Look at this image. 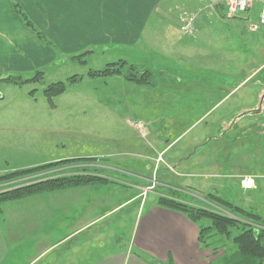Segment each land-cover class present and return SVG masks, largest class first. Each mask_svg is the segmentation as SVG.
Masks as SVG:
<instances>
[{
  "label": "crops",
  "instance_id": "obj_1",
  "mask_svg": "<svg viewBox=\"0 0 264 264\" xmlns=\"http://www.w3.org/2000/svg\"><path fill=\"white\" fill-rule=\"evenodd\" d=\"M163 1L88 0L84 8L72 11L45 7L41 4L34 6V3L30 6L32 12L30 15L34 22L58 45L63 55H70V52L75 51L81 58L83 56L85 58L94 55L93 47L103 46L107 48L101 52L108 57L107 64L124 62L123 69L132 67L134 73L144 71L149 73L147 85L129 81L121 75L105 77L111 80L110 84L117 86L111 87L110 90L94 88L88 91L94 98L92 103L80 98L84 94L81 91H72L77 97L70 104H62L59 107L62 111L61 120L50 119L52 126L50 130L44 132L47 137L42 141V149L38 152L44 155L40 165L59 162L62 159L84 160L103 155L122 156L119 154L120 151L131 154L133 153L131 147L134 148L136 145L139 148L141 138L134 130L138 131L136 126L140 124H128L132 129L120 137L115 131L102 134L101 129L107 127L102 123L103 119L108 118L103 116L101 121L99 119L84 121L79 115L85 113L87 109H99L100 112L106 109L110 119L117 122L118 117L131 115L135 121L145 118L149 120V124H153L155 121L160 122L161 119L166 122L172 113L181 111V107L175 103L179 100L180 105L183 104L182 96L187 94L185 92H189L190 95L196 92L199 101L205 106H210V110L220 103L221 105L226 103L244 87H251L250 91L253 92L258 90L261 99L264 83L260 78L264 71V62L252 66L253 54L244 63L225 58L224 54L216 60L204 58L205 56L195 58L193 55L187 56V53L186 56L183 55L182 48H194L199 42H204L201 34L211 32L214 28L222 26L220 23L223 20L227 21L224 17L225 7L209 6L206 0L195 2L191 0L188 6L197 5L195 9L200 8L195 24L197 36L176 39L172 33L175 34L178 29L173 28L164 18L169 11L164 7L159 8ZM57 2L62 0L48 1L50 5ZM184 10L190 11L188 8ZM178 14L173 18L177 27ZM231 20L242 21V29L248 34H257L259 31L264 34V27L254 31L250 28L247 15H240ZM14 28L17 29V36H11L0 27V49L8 53V57H0V79L19 77L28 80L38 72L44 75L42 67L56 60L54 51L39 43L37 37L22 28L18 21ZM205 44L215 48L213 39H206ZM215 44L216 48L224 49L231 43L221 40ZM237 44L239 45L238 42ZM246 46L242 45L243 48ZM224 52L230 53L229 50ZM78 61L82 62L81 59ZM182 64L193 72L188 75L182 74L180 71ZM218 66H221V69L223 66H226V69L246 67L248 72L240 75L227 72L225 77L220 75V81H215L208 74L197 72L202 70H207L204 71L206 73L212 72L211 70ZM169 68L174 71V74H171L173 89L159 90V87L165 84L159 76L163 77L165 69ZM29 73L33 76L23 78ZM96 78L101 77L92 79ZM186 78L194 81V84L188 87L189 91L181 88ZM68 87L62 95L55 98L69 91ZM215 90L225 96L214 104ZM167 92H173L174 97V104L169 108L166 107ZM52 104H48L50 107L47 108H52L54 118L53 110L57 108L54 103ZM151 108L153 112L159 113L157 118L148 114ZM111 123L113 122H109ZM38 140L34 137L26 139L22 137L21 142L24 146H30ZM202 146V142L199 144L197 140L194 141V151L189 156V159L193 160L191 166L197 171V176L205 175L209 178L217 176L204 174L212 167L208 158L204 156L201 160L195 159L196 149ZM61 149L65 151V156H61L59 152ZM127 173L135 175L133 171ZM255 177L252 189L258 185L256 183L258 176ZM206 183L208 184L207 181ZM134 185L132 182L113 179L106 183L89 184L55 194L40 195L19 203L18 207L17 203L8 207L0 213V264H29L33 261L40 263L44 259L47 260L46 264H210L213 257L209 251L199 246L197 226L182 214L160 207L157 203L158 198L149 206L146 205V200L140 201L134 214H130L129 220L127 218L116 221L117 223L106 220L112 218L113 214L122 208L138 202L134 197H139L141 189ZM209 185L211 187L208 192L217 196L216 189L212 188L210 183ZM147 196L148 194L145 197ZM118 198L123 200H117ZM195 198L196 201H201L200 195H196ZM21 254L29 256L22 262ZM51 256L53 258L49 259Z\"/></svg>",
  "mask_w": 264,
  "mask_h": 264
},
{
  "label": "rangeland",
  "instance_id": "obj_2",
  "mask_svg": "<svg viewBox=\"0 0 264 264\" xmlns=\"http://www.w3.org/2000/svg\"><path fill=\"white\" fill-rule=\"evenodd\" d=\"M48 1L0 0V27H3L11 36H17V29L14 26L18 21L22 28L35 35L39 43L49 47L56 55V60L53 63L51 62L42 67L44 75L40 82L28 83L22 86L13 84L0 85V177L14 172L40 168L19 177L0 181V194L72 176L95 178L96 180L92 184L106 183L113 179L128 183L132 182L135 184L134 186L141 189L138 193L139 197H134L138 202L122 208L121 211L113 214L112 218L106 220L114 223L127 218L129 220L130 214H134L140 201L144 202L146 200V205L149 206L153 200L159 197L174 200L188 207L211 210L231 219L235 226L231 230L232 234L224 238L215 253L207 251L213 257L212 262L221 259L225 255H231L235 250L234 237L246 227H261V221H264V102L258 115H242L249 111L258 110L260 102L258 90L253 92L250 91L251 87H244L226 103L223 105L220 103L219 106H215L212 110H210V106H205L199 101L196 92L193 95L185 92L190 96L187 94L182 96L183 104L180 105L179 100L175 103V105L181 107V111L172 113L166 122L161 119L160 122L155 121L153 124H149V120L145 118L142 119L143 121H135L131 115L120 116L117 122L110 119V114L107 115L106 109H102L101 112L99 109H87L85 113L79 115L84 121L96 119L101 121L103 116L108 118L107 120L103 119L102 123L106 124L107 127L101 129L102 134L108 131L114 133L115 131V134L120 137L126 133L128 134L129 130L132 129L130 126L128 127V124H140L143 129L134 130L141 138L139 148L136 145L134 148L131 147L133 151L131 154L130 152L125 153V151H122V153L120 151L119 154L124 157L103 155L84 160L62 159L59 162L40 165L43 162L42 160H44L42 159L44 155L38 152L42 149V141L47 137L44 132L50 130L52 126L50 119L52 121L61 120L62 111L59 107L62 104H70L77 97L76 93H72V91H81L84 94L80 98H84L87 103H92L94 98L90 96L88 91L94 88L110 90L111 87L116 88L117 86L110 84L111 80L109 78L92 79L88 76L90 71L101 70L109 62L106 54L101 53L107 49L106 47H93L94 55L86 56L85 58L84 56L81 58L79 53L75 51L70 52V55H63L58 45L47 37L30 15V6L33 3L34 6L41 4L45 7L63 8L65 11H72L84 8L85 2L87 3L88 0H62V2H57L54 5H50ZM190 2L191 0H164L162 2L163 5L159 8L164 7L169 11V14L164 16V18L169 21L173 28L178 29L173 22V18L177 16L179 11L188 8L190 12L199 14L198 10L200 8L195 9L197 5L188 6ZM26 21H29L31 26H28ZM220 25L222 26L214 28L211 32L201 34L204 42H199L196 45L197 47L182 48L183 55L186 56L185 53H187V56L193 55L195 58L205 56L204 58L208 57L216 60L224 54L225 58L228 57L235 62L244 63L253 54L252 66L264 62V34H261V31L252 35L246 31L244 32L242 29L243 24L240 20L227 19V21L223 20ZM155 30L157 29L155 28ZM195 33L194 36H197ZM154 34L163 36L159 33ZM175 34L172 33L176 39L189 38L179 31H175ZM206 39H213L215 48L207 46L205 44ZM221 40L230 42V46L224 47V49L216 48L217 45L215 43ZM242 45L247 46L243 48ZM226 50H229L230 53L226 54L224 52ZM0 57H8V53L0 49ZM78 59L84 62H79ZM165 65L169 66L170 64ZM128 69L129 67L124 68L123 72L127 73ZM180 71L184 75L193 72L184 64L181 65ZM204 71L207 70L197 72L208 74L215 81H220V75L225 77L227 72L238 75L246 74L248 68L237 69L236 67H231L226 69V66H223L221 69V66H218L211 70L212 72L208 71L206 73ZM171 74H174V71L169 68L165 69L163 77L159 76V79L165 81V84L160 86L159 90L173 89ZM32 76V73H29L24 75L23 78ZM72 76L80 77V80L75 84L69 85L68 89L70 90L63 96L52 99L51 103L44 97L43 90L46 86L55 82H66ZM260 79L264 83V71ZM105 82L106 85H104ZM193 84L194 81L191 82L186 78L183 80L181 88H186L189 91L188 87ZM263 93L264 89L261 97ZM224 96L223 93L215 90L213 96L214 104ZM165 99L167 100L166 107H172L174 104L173 92H167ZM52 103L57 108L53 110L55 111L54 118H52V108H47L48 104L53 105ZM65 111L72 112L71 110ZM148 114L157 118L159 113L153 112L151 108ZM109 122L113 123L109 124ZM22 137L24 139L34 137L39 140L34 145L24 146L21 142ZM195 140L199 144L201 142L203 144L202 147L196 149L195 159L201 160L205 156L212 164L208 173L204 174L217 176L209 178L205 175H196L197 171L191 166L193 160L189 159L190 153L194 151L193 144ZM59 152L61 156L66 155L62 149ZM127 171H133L135 175L132 176ZM204 171L206 172V170ZM244 175L258 176L256 179L258 185L250 191L240 189L239 180ZM209 183L212 188L216 189L217 196L208 192L209 187H211ZM67 189L71 188L42 191L16 201L5 202L0 204V213L15 205V203H17L16 206L18 207L19 203L28 201L31 198L45 194H55ZM146 194H148L147 197H145ZM196 195L201 196V201L195 200ZM212 196L224 200L232 205L233 208L229 210L223 207L220 203L214 201L211 198ZM117 200L123 199L118 198ZM234 208L240 211L234 210ZM8 211L10 210L8 209ZM245 213H250L251 216L255 215L256 218L250 217ZM127 226H129V223H127ZM28 256L29 254H21V261H25ZM51 258L53 256L49 257V259ZM17 261L19 262L18 255ZM46 263L47 260L44 259L40 263L33 261V263L29 264Z\"/></svg>",
  "mask_w": 264,
  "mask_h": 264
},
{
  "label": "trees",
  "instance_id": "obj_3",
  "mask_svg": "<svg viewBox=\"0 0 264 264\" xmlns=\"http://www.w3.org/2000/svg\"><path fill=\"white\" fill-rule=\"evenodd\" d=\"M28 26H31L29 21H26ZM79 58V57H77ZM79 60V59H78ZM124 62H118L113 64H107L103 69L98 71H90L88 76L90 78L101 77L105 78L112 75L124 76L127 80L135 82L137 84L147 85L149 84V73L144 71L142 73H134V69L130 67L127 73L123 72ZM43 79L41 72L36 73L31 79L23 80L19 77L6 79H0L2 82H7L13 85L21 86L26 83L40 82ZM80 80V77L72 76L67 79L66 82H55L46 86L43 90L44 97L51 103L52 99L62 95L67 87ZM37 169H28L27 171L14 172L8 175L0 177V181L19 177L27 173L34 172ZM255 177V176H254ZM96 179L87 176H72L51 181H46L36 185L22 187L21 189H15L13 191L0 194V204L5 202L16 201L17 199L31 196L32 194L40 193L42 191H53L65 188H72L78 186H86L92 184ZM214 201L220 203L223 207L231 210L232 205L225 202L218 197H211ZM160 207L169 209L182 214L189 221L194 223L198 229V243L202 249L209 250L215 253V250L221 246L225 237H229L232 232L231 230L235 226V223L211 210L197 209L193 207L185 206L174 200L159 197L157 201ZM234 210H239L234 208ZM240 211V210H239ZM244 213V212H242ZM250 217H255L250 213ZM247 215V217H249ZM262 227V228H261ZM261 227L249 226L241 230L235 237L233 244L235 250L231 255H225L221 259L213 261L211 264H264V221H261ZM219 245V246H218Z\"/></svg>",
  "mask_w": 264,
  "mask_h": 264
},
{
  "label": "built area",
  "instance_id": "obj_4",
  "mask_svg": "<svg viewBox=\"0 0 264 264\" xmlns=\"http://www.w3.org/2000/svg\"><path fill=\"white\" fill-rule=\"evenodd\" d=\"M209 6L221 5L225 7L224 17L234 19L240 15H247L250 28L254 31L264 27V0H206ZM255 16V17H252ZM197 13L181 10L178 14V30L181 34L193 36ZM142 130L141 125H137ZM142 132V131H141ZM254 176H243L240 178V187L244 190L252 189L255 185Z\"/></svg>",
  "mask_w": 264,
  "mask_h": 264
},
{
  "label": "water",
  "instance_id": "obj_5",
  "mask_svg": "<svg viewBox=\"0 0 264 264\" xmlns=\"http://www.w3.org/2000/svg\"><path fill=\"white\" fill-rule=\"evenodd\" d=\"M263 99H264V96H262L261 99H260L258 110H253L251 112L249 111V112H246V113H244L242 115H258L260 113V111H261V105H262Z\"/></svg>",
  "mask_w": 264,
  "mask_h": 264
},
{
  "label": "flooded vegetation",
  "instance_id": "obj_6",
  "mask_svg": "<svg viewBox=\"0 0 264 264\" xmlns=\"http://www.w3.org/2000/svg\"><path fill=\"white\" fill-rule=\"evenodd\" d=\"M262 96H264V93L262 94ZM263 102H264V99H263ZM263 102H262V104H263ZM259 107V106H258Z\"/></svg>",
  "mask_w": 264,
  "mask_h": 264
}]
</instances>
